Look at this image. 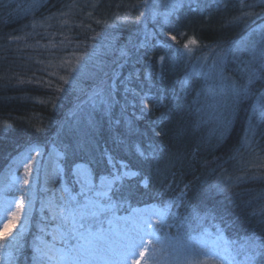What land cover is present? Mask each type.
Returning a JSON list of instances; mask_svg holds the SVG:
<instances>
[{
    "label": "trees",
    "instance_id": "obj_1",
    "mask_svg": "<svg viewBox=\"0 0 264 264\" xmlns=\"http://www.w3.org/2000/svg\"><path fill=\"white\" fill-rule=\"evenodd\" d=\"M33 3L0 0V172L24 147L42 144L50 149L54 145L63 153L66 177L72 185L71 168L77 162L87 164L95 178L109 176V160L104 156L108 153L117 164L122 162L140 175L117 184L119 192H110L113 203L122 197L127 202L117 206L114 216L109 212L100 218L105 230L112 225L109 220L135 207L163 205L162 201L177 197L190 185L171 213L183 217L193 208L212 209L217 220L207 221V226L220 223L223 227L219 219L223 215L232 225L226 232L229 237L253 230L264 235V224L258 223L264 218L259 214L264 208V168L259 167L264 163V103L258 99L264 94V82H256L251 94L237 102L223 141L211 135L216 122L209 118L222 87L227 95L232 80L245 83L238 69L249 56L233 45H249L256 39L255 30L264 23V2L224 0L217 7L215 2L207 5V0H184L185 6L167 23L161 14L153 18L152 12L168 11L170 0H148L147 8L143 0H37L30 8ZM158 27L173 35L183 33L181 41L173 43L159 35L162 50L154 52L144 46L150 30L158 31ZM191 38L199 47L186 54L183 45ZM221 48L230 49L224 84L212 71ZM120 49L128 55L121 57ZM201 65L203 72H212L211 78L205 80L198 74ZM114 69L119 103L110 112L101 106L93 108L89 97L101 80L111 82ZM189 73L196 74L185 90L182 82ZM129 78L128 87L136 93L154 96L147 111H141L139 96L125 92L121 81ZM216 78L220 84L213 82ZM133 101L138 105L136 113L125 105ZM226 103H231L230 97ZM197 108L203 113L196 112ZM162 113L165 118L157 127ZM201 115L205 122L194 126ZM90 122L95 126L90 127ZM153 129L161 135L156 136ZM149 144L163 149L159 158L144 160L139 155ZM144 177H151L147 186ZM217 182L221 187L228 183L231 191L206 195ZM254 211L256 217L251 215ZM40 224L38 218L31 222L17 264L37 261L33 244ZM170 224L162 227L165 241L175 242L181 235L186 239L188 225L178 229L171 217Z\"/></svg>",
    "mask_w": 264,
    "mask_h": 264
},
{
    "label": "snow or ice",
    "instance_id": "obj_2",
    "mask_svg": "<svg viewBox=\"0 0 264 264\" xmlns=\"http://www.w3.org/2000/svg\"><path fill=\"white\" fill-rule=\"evenodd\" d=\"M37 0H34V7ZM144 7H149L148 0H143ZM217 7L223 6V0H215ZM185 6L184 0H170L169 10L164 13H157L153 10L152 15L155 18L156 15L161 14L164 16V22L167 23L170 16L174 15L179 9ZM248 15V13H245ZM260 39L249 45L244 42L240 44H234L233 48L240 51H246L249 58L241 61V66L238 71L246 77L243 85H238L235 80H232L228 85L227 95L217 94L219 99L216 100L213 106V112L210 115V119L216 122V127L212 129L211 135L216 136L218 141H223L231 128L232 120L235 116L237 102L242 98L251 94L252 86L260 81L264 82V29H260ZM172 40H176V36H171ZM191 45V47H190ZM195 47H199V42L195 38H191L187 43L183 45L186 54H190ZM220 47V45H217ZM230 49L221 48V52L218 61H214L212 65V71L217 72L220 81L225 80L224 77V65L227 59V52ZM121 57H126L128 52L124 49H120ZM163 61V57L160 58ZM259 64V67L256 65ZM123 65H119L122 67ZM103 70V69H101ZM116 70H113L112 76H109V80L106 82L101 80L92 95L89 97L88 103L96 108L97 106L103 107L105 112H110L113 105L119 103L115 100V77ZM196 73H189L186 75L185 80L182 82V87L185 90L189 87V80L192 75ZM203 76L205 80L209 79L212 72L205 73L201 71L198 73ZM107 75V73H105ZM63 79V77H61ZM124 85L125 92H131L132 95L139 96L141 103V111H147L148 107L145 103L148 99L147 95L141 96L136 93L134 89L128 87L131 83L129 78L127 81H121ZM231 98V103H226L228 98ZM199 92L197 93V102H199ZM163 103L164 97L159 98ZM258 99L264 100V96ZM198 113H203L202 108L195 109ZM164 113L157 118L156 126L165 118ZM203 115L196 120L194 126H199L204 123ZM94 122H90V127H94ZM155 132V130L153 129ZM156 136H160V132H155ZM247 143V141H246ZM29 152L34 149H29ZM163 149L159 145L149 144L147 150H139V155L148 160L157 159L162 154ZM39 155V152H37ZM109 154L104 153L107 157ZM25 160H30V157L25 154L24 160L20 163L24 164L25 175L31 177L32 171L30 164H25ZM92 161H88L91 163ZM117 163L113 160V171L110 175L111 180L102 178V183L99 187L91 185L90 182L78 181L81 183V195L84 197L83 202L77 200L75 196L69 192L67 195H61L59 203H55L52 206L53 216L52 220L58 221V240L54 237L52 243H43V247H37L35 249L36 258L39 260H46L50 264H154L157 254L164 250L165 247L172 249L175 253V264H264V235L258 234L255 230L244 235H237L235 237H229L226 235L227 229L232 225L225 220L223 215H220L219 219L224 224L222 227L220 223H212L210 230L207 226V221L215 222L217 220V214L212 209L201 212L195 208L191 212L187 213L183 217L171 213V208L174 204H178L183 198L186 197L187 192L190 190V185H185L181 190L179 196L174 200L162 201V207H152L151 209L135 210V213L130 218H122L128 224V227L121 229L118 233L120 235V241L110 239L108 232L103 228V221L100 219L107 213L111 212L115 215V209L121 203H126V197H122L121 200L116 203L112 202L111 196H108L109 192H119V188H114L117 183L122 184L123 179L128 175L127 165L119 162V168ZM81 167L87 169V164L75 165L74 174H77V170ZM256 167V165H254ZM259 167L264 168V163H261ZM120 169L125 171L121 172ZM161 170L156 169L157 176L160 175ZM133 175L139 176L140 173L136 172ZM151 177L142 178V182L147 186V182ZM231 181V177L227 178ZM241 179V178H237ZM14 182L20 185V178H15ZM28 180H24L23 184H27ZM163 187V181L160 182ZM221 182H217L210 186L206 190V195H211L213 192L231 191V187L228 183H225L224 187H221ZM5 187H8L7 185ZM167 187H170L167 186ZM87 188V192L83 189ZM22 195L19 201L9 200L7 197H0V232L8 227L10 223L20 222L21 218L25 216V205L23 186L20 189ZM92 193V195H88ZM161 195H164L161 192ZM101 196H108V202L103 203L99 199ZM15 204L16 210L13 211V205ZM11 214V220L8 219ZM259 214L264 217V208L259 210ZM253 217H256L258 213L254 211L251 213ZM172 218L175 223V227L178 229L188 225L186 239L183 235L177 238L176 244H171L170 241L161 240L158 235L159 227L167 224L169 218ZM192 221V223H189ZM112 223L111 220L108 221ZM259 224H264V218L258 220ZM173 225H168L172 227ZM27 227V224L24 225ZM23 234V229L15 233L9 232L5 236H0V264H3L5 257L11 260L12 250H20V241ZM157 242L161 245L157 247ZM57 244L60 246L58 247ZM168 253L165 252V255ZM158 264V262H156Z\"/></svg>",
    "mask_w": 264,
    "mask_h": 264
},
{
    "label": "rangeland",
    "instance_id": "obj_3",
    "mask_svg": "<svg viewBox=\"0 0 264 264\" xmlns=\"http://www.w3.org/2000/svg\"><path fill=\"white\" fill-rule=\"evenodd\" d=\"M224 1V0H223ZM242 1V0H241ZM245 1V0H243ZM255 1H262L264 0H255ZM215 2V0H207V5H210L211 3ZM238 5V4H237ZM210 13L209 15H211ZM260 29H264V23L260 25L255 32L254 37H256L255 40H253L251 43H249V47L251 44L255 41H258L260 39ZM181 34V35H180ZM179 35H173L170 32H168L164 27H158V31L154 29L150 30L149 34L144 40V46H149L148 48L153 49V51L162 50L164 48V42L159 41L158 36L160 35L164 40L172 41L173 43H178L181 41V38L183 36V33H180ZM254 35V34H253ZM171 36H176V40H172ZM248 37H246V40ZM242 43V42H241ZM203 64V63H202ZM203 65H201L198 69L202 71ZM211 78V76H210ZM213 82H217V84H220L218 78L215 80L213 79ZM225 81L222 82L224 84ZM221 84V85H222ZM220 85V86H221ZM216 91V90H215ZM135 92H137L135 90ZM147 95L148 99L146 100L147 107L149 109L150 101L154 99V96L150 93L143 92L141 96ZM219 94L225 95L226 92L223 89V87L219 90ZM264 96V94L262 95ZM261 100V99H260ZM262 103H264V100H261ZM126 107L132 108V112L136 113L138 105L135 101L131 103H126ZM140 107L141 104L139 105ZM34 149V151L29 152V149ZM37 152H39V155H37ZM27 154L30 157V160H25V164H30L32 175L31 177H28L25 175V167L24 164H21L20 161L24 160V155ZM63 155L60 152V150L54 146H51L50 149L46 148L42 144H33L31 146H27L21 150V152L10 159L8 164L5 166L3 170L0 172V197H7L9 200L19 201L22 192L19 190L21 185L23 186V195H24V205H25V216L21 218L20 222H13L8 225L6 229H4L2 232H0V236H5L9 232L15 233L17 231H20L23 229V234L20 241V249L22 248V239L23 237L29 232L31 222L38 218L42 221V224L39 225L38 229V235L36 236L33 244V250H34V256L37 260L35 264H50V262L46 260H39L36 258V252L35 249L39 247H43V243H52L54 237L58 240V228H57V222L52 220L53 211L52 206L55 203H59L60 196L61 195H67L69 192L71 195L75 196L77 200H80L83 202L84 197L81 195V183L78 181H86L90 182L91 185L99 187L102 183V178H106L107 180H111V175L104 176L100 175L98 178H95V174L93 170L87 165V169L81 167L77 170V174H74V166L75 165H85V163H75L71 168V174L73 177V184H68L67 180V172L64 167L63 163ZM109 160V167L111 169V173L113 171H116V169L113 168V159L110 155L107 156ZM117 168H119V164H117ZM121 172L125 171L124 169H120ZM128 175L123 180H130L135 178L136 175H133L135 171L127 169ZM20 178V185L16 184L14 182L15 178ZM24 180H28L27 184H23ZM125 182V181H123ZM120 184V183H117ZM117 184L114 185V188H117ZM145 184V183H143ZM8 187H5V186ZM76 189V192L74 191ZM84 192H87V188L83 189ZM110 192L108 193L109 196ZM88 195H92V193H88ZM108 196H101L99 199L103 203L108 202ZM179 196V195H178ZM176 197L173 196L171 199H175ZM168 201V200H167ZM163 205L160 204H148L143 205L140 207L132 208L128 213L123 215L122 217H115L113 218L112 225L109 229H111L110 232H108V235L110 236V239L116 241L117 243L120 241V235L118 234L121 229H124L128 227L127 222L125 219L122 218H130L135 213V210L140 209H151L152 207H162ZM15 204L13 205V211H15ZM9 220H11V214H9L8 217ZM176 221H174L175 225ZM27 224V227H24V225ZM171 225L170 224V218L165 226ZM162 227H159L158 235L161 237V240H165L166 238H162ZM210 230H213L211 228V225L208 226ZM107 229L106 231H108ZM168 241V240H166ZM171 244H176L172 240H169ZM157 245L161 247V245L157 242ZM59 247L60 245L57 244ZM168 249V252L166 251ZM164 255H161L162 252L157 254V257L155 258L154 264L158 262V264H175L174 256L175 253L172 252V249L169 247H165ZM165 252L168 254L165 255ZM20 253L19 251L12 250V259L9 260L8 257H5L3 264H17L18 255ZM159 259V260H158ZM141 264L143 262L141 261Z\"/></svg>",
    "mask_w": 264,
    "mask_h": 264
}]
</instances>
